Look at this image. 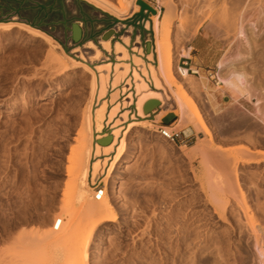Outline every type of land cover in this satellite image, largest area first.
Wrapping results in <instances>:
<instances>
[{"label":"rangeland","instance_id":"374dc122","mask_svg":"<svg viewBox=\"0 0 264 264\" xmlns=\"http://www.w3.org/2000/svg\"><path fill=\"white\" fill-rule=\"evenodd\" d=\"M111 1L119 4L124 0ZM171 2L175 11L168 23L167 44L174 52V76L169 78L185 103L188 122L180 129L176 143L158 132L160 124L165 125L163 122L131 125L124 135L123 154L111 175H106V170L115 151L110 157L97 156L91 147L89 163L98 159L106 162L97 174L89 173L88 188L95 192L97 187L105 186L117 218L97 224L91 231L87 264H149L150 259L159 258L160 245L169 244L163 229L173 205L178 201L185 207L196 201L186 207L187 211L200 214L205 210L201 177L211 192L227 196L240 208L243 221L238 202L240 191L257 216L264 219V208L260 207L264 182L259 181L264 176V162L240 163V179L236 183L230 178L229 164L219 161L212 149L205 157L185 149L200 137H213V146L222 147L225 152L241 155L245 145L255 152H264L260 132L251 124L230 127L233 94L219 87L216 68L209 78L203 73L184 77L177 69L180 52L187 49L191 40L183 36L182 30L193 29L195 34L204 28L223 41V54L234 47L242 54L250 53L238 66L249 72L255 91L264 92V0ZM0 3L8 7L0 8V21L34 22L55 39L51 45L17 25L0 28V264H15L30 244L39 243L54 219L64 212V205L75 199L79 188L80 170L68 175L67 169L85 142L84 111L91 98V71L86 66L96 69L109 61L130 62L117 57L114 49L102 47L104 34L110 29H115L108 37L113 45L129 36V52H142L146 59V43L154 44L155 34L145 26V20H151L154 12L145 9L140 14L141 6L137 3V10L120 18L87 0H33V6L18 15L10 8L18 4L16 0ZM151 4L165 9L158 0H151ZM199 4L205 5L201 11ZM240 15H251L256 21L255 25L245 21L248 43L247 38L241 40L236 35ZM74 21L83 27V36L77 42L71 36ZM97 48L102 50L101 59L94 57ZM52 49L54 56H49ZM113 92L110 88L105 98L110 108L117 100L112 98ZM124 99L129 100L121 92L118 101ZM99 102L101 99L95 101L94 107ZM246 106L254 110L253 104ZM120 107L125 114H118V124L141 118L135 115L134 102H124ZM199 118L207 124L209 133L196 129ZM109 131L110 126L106 125L101 134ZM72 177L73 192L67 188ZM208 209L212 213L210 232L214 236L230 233L231 219L219 216L210 205ZM230 235L234 240L230 262L242 264L244 253L238 244L243 243L239 241L243 233ZM214 260L213 254L202 255L197 264H213Z\"/></svg>","mask_w":264,"mask_h":264},{"label":"bare ground","instance_id":"6f19581e","mask_svg":"<svg viewBox=\"0 0 264 264\" xmlns=\"http://www.w3.org/2000/svg\"><path fill=\"white\" fill-rule=\"evenodd\" d=\"M87 1L120 18L130 16L133 11L139 8L135 0H124L123 3L120 2L119 4H115L111 0ZM158 2L164 4L165 9H160L158 5L153 4L152 6L156 11L152 14L151 20H145V26L152 29L155 34L153 49L146 53V59L141 56L142 52L135 54L129 52L127 47L130 45L129 36H125L124 41L117 40L114 45L111 43V38L107 37L102 39V47L108 51L114 49L117 57L130 62L109 61L99 64L96 69L86 66L91 71V98L84 111L85 142L82 145L83 150L75 155L67 169L68 175L80 170L79 188L75 191V199L67 202L64 205V212L57 217V219H61L59 229H55L52 225L42 235L39 243L30 244L20 258L16 259L15 264H87V247L91 238V231L97 224L117 218L108 193L101 199H96L95 192L88 188L89 173L97 174L103 163L106 162V159L101 161L98 159L90 164L91 147L93 146V153L97 156L106 155L110 157L111 152L115 151L106 170V175H111L114 164L120 160L123 154L125 148L124 135L130 126L138 122L152 124L151 121L145 120L146 115L143 110V105L149 98H156L164 102L167 100L174 101L178 119L175 125H168L169 130H180L188 122L185 103L174 89L173 82L169 78V75L174 76V52L167 44L169 39L168 23L175 8L171 0H158ZM204 6V4H199L198 11L203 10ZM252 18L251 15L249 18L240 15L237 22L236 35L241 40L247 38V43L249 40L246 34L247 24L245 21H250L252 25H255L256 21ZM14 25L21 27L33 36L42 38L48 44H55V39L39 27L23 21H0V28L10 29ZM182 34L184 37H192L194 35L193 29H183ZM89 43L93 42L90 40ZM136 47L134 46V49ZM138 49L140 48L138 47ZM186 53L187 49H182L180 52L181 55ZM48 55L54 56L53 49L49 51ZM248 55L242 54L235 47L232 51L229 49L217 63L215 73L220 79L219 87L229 89L233 94L234 107L230 112L232 118L230 127L237 128L241 125L248 127L251 124L262 136L259 141L264 142V92H256L249 80V72L238 66V63L242 62ZM94 57L101 59L102 50L100 48H97ZM241 73L243 76L239 75ZM182 75L184 77L191 76L184 69ZM110 88L114 90L112 98L117 99L111 108L109 101L105 99ZM121 92L129 100L118 101ZM97 99H101V102L94 107ZM124 102L129 104L134 102L135 115L141 118L129 120L126 125L118 124L117 116L122 112L120 104L122 105ZM249 103L254 105L253 111L247 108L246 104ZM122 113L125 114V112ZM163 113L162 110L160 115ZM135 115L132 114V116ZM106 125L110 126L113 139L111 142L101 145L97 139L107 133L101 134ZM195 126L197 130L209 133V128L202 118H199ZM154 131L156 130L154 129ZM212 143L213 137L208 139L200 137L185 149H188L191 154L202 157H205L208 151L212 149L217 154L219 161L229 164L231 168L230 178L236 183L240 179V163L259 164L264 162V158H262L264 152H255L247 145L242 148L240 155L231 151L225 152L224 148L214 147ZM117 144L118 146H116ZM258 153H262V156H257ZM194 173L196 172L194 171ZM200 180L206 199L205 210L200 214H197L196 211H187L186 207L196 201H191L185 207L183 203L177 201L164 223V237L169 244L167 246L160 245V254L162 255L159 258L150 259L149 264H197L199 257L208 254L214 255L213 264H232L230 262L231 245L234 244V240L231 241L230 234L232 232L243 233L239 237V241L243 240V243L238 244L239 250L244 253L242 264H264V219L257 216V213L251 208L244 192L240 191L238 197L245 217L243 221L240 218V208L237 205L231 203L227 196L211 192L206 186L204 177H201ZM259 181L264 182V176ZM74 185L75 182L72 177L67 185L69 191L73 192ZM209 205L219 216L231 219L230 233L224 232L219 236H214L210 232L209 224L212 213L208 209ZM260 207L264 208V200L260 203ZM171 232L172 235H170ZM159 243L158 241L157 244L159 245Z\"/></svg>","mask_w":264,"mask_h":264},{"label":"crops","instance_id":"0c3cea01","mask_svg":"<svg viewBox=\"0 0 264 264\" xmlns=\"http://www.w3.org/2000/svg\"><path fill=\"white\" fill-rule=\"evenodd\" d=\"M223 50L224 43L221 39L212 35L208 30L199 28L187 45V53L180 56L178 63L186 62L191 67L199 65L203 68L200 74L191 73V75L198 77L203 73L209 78L223 56ZM162 110L164 113L160 115ZM175 110L176 106L173 100L166 102L159 100L158 107L154 108L144 118L153 123L174 124L178 119Z\"/></svg>","mask_w":264,"mask_h":264},{"label":"water","instance_id":"95a60500","mask_svg":"<svg viewBox=\"0 0 264 264\" xmlns=\"http://www.w3.org/2000/svg\"><path fill=\"white\" fill-rule=\"evenodd\" d=\"M137 3L140 4V6H141V11L139 12L140 14H143L145 9L151 10L153 12L156 11V9H154L153 6H151L145 0H137ZM71 31H72L71 36H72L73 41L77 42L82 38L83 27L81 26V24L79 22L74 21L71 23ZM114 32H115V29H110L109 31H107L104 34V38L109 37ZM152 46H153L152 42L148 41L146 43V51L147 52L151 51ZM158 104H159V100L156 98L147 99L143 105L144 113H150L154 108L158 107ZM112 139H113V135L109 131L105 135H103L102 137L98 138L97 141L100 144H107V143L111 142Z\"/></svg>","mask_w":264,"mask_h":264},{"label":"built area","instance_id":"2783aa9c","mask_svg":"<svg viewBox=\"0 0 264 264\" xmlns=\"http://www.w3.org/2000/svg\"><path fill=\"white\" fill-rule=\"evenodd\" d=\"M146 2H148L151 6L153 4H151V0H145ZM160 9H161V6H159ZM177 69L178 71L182 74V70H186V72H188L189 74H200V72L203 70V68L199 65H196V66H189L188 63L186 62H181V63H178L177 65ZM217 80L218 82L217 83H220V80L218 79L217 77ZM215 80V81H217ZM158 132L160 133V135L162 137H164L165 139H169L171 141H173L174 143H176V139L179 137L180 135V130H169L168 129V125H160V128L158 130ZM106 193V188L105 186H99L97 187V189L95 190V197L96 199H101ZM60 224H61V219H54V228L55 229H59L60 227Z\"/></svg>","mask_w":264,"mask_h":264},{"label":"trees","instance_id":"16d2710c","mask_svg":"<svg viewBox=\"0 0 264 264\" xmlns=\"http://www.w3.org/2000/svg\"><path fill=\"white\" fill-rule=\"evenodd\" d=\"M2 1V0H0ZM18 3L17 5H12L10 8L14 10V13H17L18 15L21 14V11L24 9H28L32 7L33 0H16ZM5 7L3 4L0 3V8ZM8 8V7H5ZM32 25L36 26L34 22H31ZM38 27V26H36ZM168 125V124H167Z\"/></svg>","mask_w":264,"mask_h":264},{"label":"clouds","instance_id":"9594fccd","mask_svg":"<svg viewBox=\"0 0 264 264\" xmlns=\"http://www.w3.org/2000/svg\"><path fill=\"white\" fill-rule=\"evenodd\" d=\"M239 75L243 76V74H242V73H241V74H239Z\"/></svg>","mask_w":264,"mask_h":264}]
</instances>
